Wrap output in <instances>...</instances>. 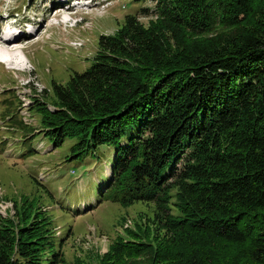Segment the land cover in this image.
I'll list each match as a JSON object with an SVG mask.
<instances>
[{"label":"trees","instance_id":"obj_1","mask_svg":"<svg viewBox=\"0 0 264 264\" xmlns=\"http://www.w3.org/2000/svg\"><path fill=\"white\" fill-rule=\"evenodd\" d=\"M154 2L146 26L126 16L85 71L51 84L43 133L76 139L74 156L114 147L99 203L154 206L100 264H264V0ZM16 215L0 264H65L48 220Z\"/></svg>","mask_w":264,"mask_h":264},{"label":"rangeland","instance_id":"obj_2","mask_svg":"<svg viewBox=\"0 0 264 264\" xmlns=\"http://www.w3.org/2000/svg\"><path fill=\"white\" fill-rule=\"evenodd\" d=\"M154 6V0H0V31L23 22L38 29L10 38L20 42L22 52L0 49L6 62L0 61V224L16 223L21 206L47 219L52 250L61 253L65 264H100L116 239L127 241L128 231L152 220L154 206L99 203V191L110 179L114 147L101 145L74 156L77 140L66 139L53 148L35 108L54 112L51 84L65 85L75 72L85 71L99 51V37L115 35L126 16L134 15L146 26L153 17L141 9L151 13ZM10 60L14 63L8 67ZM24 83L28 100L21 105L11 89Z\"/></svg>","mask_w":264,"mask_h":264},{"label":"bare ground","instance_id":"obj_3","mask_svg":"<svg viewBox=\"0 0 264 264\" xmlns=\"http://www.w3.org/2000/svg\"><path fill=\"white\" fill-rule=\"evenodd\" d=\"M63 2H65V3H67V4H69L68 2L69 1H63ZM55 4H58V3H55ZM59 8L58 9H64V8H62V6H58ZM72 7H77L76 5H69L68 6V9L69 8H71L72 9ZM67 9V10H68ZM70 11V10H69ZM65 12H67V11H65ZM68 14V13H67ZM4 20H6V21H8L7 19H3V21ZM65 23V22H64ZM31 26H34V27H32L30 30H27L26 29V26L25 25H23V26H19V27H16L17 28V30H16V34L15 33H13L12 35H4V34H0V39H2V41H0V49H7V51H10L11 50V48H14V47H16L14 50H17V51H21L22 52V50L23 49H21V48H18L19 47V45L18 44H20V42L19 43H14V42H12V41H15V40H12V39H21V38H23L24 37V35L26 34V35H32L33 34V32H36L38 29H36V24H30ZM10 38H12V39H10ZM5 39V40H4ZM10 49V50H9ZM19 49V50H18ZM9 56V58L11 59L12 57H13V55H8ZM13 60V59H12ZM0 61L1 62H5V61H2V59H0ZM6 63V62H5ZM13 63H14V61H9V63L7 64V66L9 67V66H12L13 65ZM20 65V67L21 68H25V64L24 63H22V64H19Z\"/></svg>","mask_w":264,"mask_h":264},{"label":"built area","instance_id":"obj_4","mask_svg":"<svg viewBox=\"0 0 264 264\" xmlns=\"http://www.w3.org/2000/svg\"><path fill=\"white\" fill-rule=\"evenodd\" d=\"M14 74V72H13ZM14 77H15V74H14ZM15 84V83H14ZM28 83H24L23 85H12L13 88L11 89L14 93H15V96L18 97L19 101L22 103V101L24 103H22L21 105L27 103L26 100H28V98H26L28 95H26L28 92H26V90L23 88V86H27ZM4 91H3V87H0V94H2ZM41 146V144L39 145V147Z\"/></svg>","mask_w":264,"mask_h":264}]
</instances>
